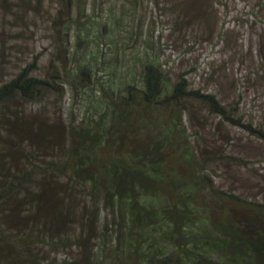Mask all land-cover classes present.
Wrapping results in <instances>:
<instances>
[{
	"label": "trees",
	"instance_id": "trees-1",
	"mask_svg": "<svg viewBox=\"0 0 264 264\" xmlns=\"http://www.w3.org/2000/svg\"><path fill=\"white\" fill-rule=\"evenodd\" d=\"M61 1L55 67L38 76L35 58L0 84V264H264V195L217 184L213 165L247 163L199 146L194 104L261 141L264 124L154 63L63 121L64 78L80 94L94 74L69 71L61 34L84 0Z\"/></svg>",
	"mask_w": 264,
	"mask_h": 264
},
{
	"label": "rangeland",
	"instance_id": "rangeland-1",
	"mask_svg": "<svg viewBox=\"0 0 264 264\" xmlns=\"http://www.w3.org/2000/svg\"><path fill=\"white\" fill-rule=\"evenodd\" d=\"M83 2L73 9L61 41L66 42L69 71L77 62L86 64L94 84L79 94L72 91L70 78H64L65 96L59 105H50L63 121L72 115L79 121L86 113L102 111L109 90L138 79L143 66L154 63L168 83L183 76L192 88L214 93L224 105L238 100L245 122L264 124V0ZM61 7V0H0V84L35 58L38 76L45 77L55 67L60 34L57 40L53 21ZM20 106L26 112L32 107ZM194 108L205 127L199 146L247 163V167L213 165L217 184L238 193L264 195V141L198 104Z\"/></svg>",
	"mask_w": 264,
	"mask_h": 264
}]
</instances>
